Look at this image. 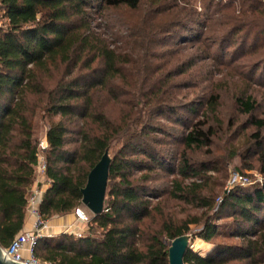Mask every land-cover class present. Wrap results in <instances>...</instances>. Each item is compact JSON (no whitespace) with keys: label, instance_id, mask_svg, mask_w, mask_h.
<instances>
[{"label":"trees","instance_id":"16d2710c","mask_svg":"<svg viewBox=\"0 0 264 264\" xmlns=\"http://www.w3.org/2000/svg\"><path fill=\"white\" fill-rule=\"evenodd\" d=\"M201 2L199 10L178 0H0L1 247L25 226L37 177L35 120L43 115L59 117L46 132L50 185L40 203L45 220L86 208L81 189L90 171L107 148L120 146L114 149L104 211H89L93 217L82 237H40L34 251L43 264H169L172 240L188 234L191 225L206 242L218 236L237 242H219L205 254L189 248L185 264H264V182L235 185L219 201L213 191L204 193L203 182L185 183L218 169L187 152L212 147L216 132L209 116L219 122L220 96L212 92L183 102L175 94L181 80L174 78L201 59L225 63L231 49L243 55L259 47L264 7L258 0H218L215 7L214 0ZM122 11L139 16H113ZM105 15L110 22L97 23ZM170 42L175 48L165 49ZM189 48L203 51L169 66L173 55ZM255 73L251 68V78ZM233 99L245 113L255 110L251 96ZM117 104L121 111L113 116L109 108ZM253 123L257 154L264 119ZM166 139L173 140L170 148ZM175 172L170 190L150 184L158 173ZM163 194L202 210L201 216L179 224L166 219L151 230L146 220L158 205L150 198Z\"/></svg>","mask_w":264,"mask_h":264},{"label":"rangeland","instance_id":"374dc122","mask_svg":"<svg viewBox=\"0 0 264 264\" xmlns=\"http://www.w3.org/2000/svg\"><path fill=\"white\" fill-rule=\"evenodd\" d=\"M182 6L191 8L192 5L200 9H204L201 0H196V2H183L178 0ZM206 1V0H205ZM214 0V7L216 2ZM222 1V0H221ZM258 6L264 7V0H258ZM118 13V14H117ZM113 14L114 17L119 15H124L128 19L134 21L138 18V12L132 11H122ZM228 14L230 12L228 11ZM107 15V14H106ZM98 17L97 23L105 25L110 22V17L106 18ZM264 21V17H263ZM264 43V36L261 39L259 47L254 49L246 50L242 55L236 51V49H231V53L226 56V62L214 64L212 59H201L197 61L196 65L187 71L184 75L175 76V80L180 81V87L175 88V94L182 98L183 102L191 99L198 100L203 94H210L214 92L220 96V102L218 106V118L219 122L216 121L215 116H209V124L214 126L216 137L213 139V145L211 148L207 149H197L194 151H188V155L199 162H214L218 165V169L211 170L207 172L205 177H191L187 179L185 183H190L192 181L203 182L206 184V189L204 193L208 194L213 191L217 196V201L222 197L223 194L227 193L231 187L230 182L235 174H242L247 176L251 180V184L241 185V186H252L255 184H262L264 182V129H262L261 134L262 147L259 149L258 153L252 154L255 149L253 146L254 140L251 138L252 134L257 133V128L255 127L253 121L256 119H264V47L261 44ZM220 46L212 48L211 52L217 53V49ZM252 47V46H251ZM166 48H175V43H168ZM201 49H187L183 50L179 54L173 55L169 59V66L174 64L179 65L187 60H189L194 54L202 53ZM205 51H207L205 49ZM232 53H236V57L232 56ZM231 54V56H230ZM256 64V65H255ZM258 66V70L256 68ZM251 68L255 69V77L251 78L250 72ZM169 70V67H166ZM190 83V87H187ZM246 95L251 96L255 101V110L247 114L241 110L240 105L235 102L233 97L235 95ZM109 111L113 116H119L121 111L120 105H113L109 108ZM209 113L208 115H210ZM194 118V114H191V118ZM205 118V117H202ZM59 120V117L49 118L47 116L39 115L35 120V132L38 141L46 137L47 129L50 124ZM166 121L168 124V129H171V125L166 119H161ZM221 122V124H220ZM182 129L179 130V132ZM166 139L170 145L166 148H170L173 144V140ZM181 150L182 145L178 146ZM110 150V155L113 158L114 149ZM248 149H251L247 152ZM137 172V171H136ZM177 176L175 172L173 175H167L165 173H158L154 176L153 181L150 184L159 187L161 190H170L173 188L172 180ZM201 178V179H200ZM152 206L158 205V208L152 218L146 220V225L151 230L160 229L162 223L166 219H171L173 222L179 224V222L186 220L193 216H201L202 210L174 199H171L167 194L161 196L150 198ZM88 210V209H87ZM89 211V210H88ZM75 217V210L72 212ZM60 215H56L55 219ZM224 221L220 222L222 224ZM70 226H81L83 230H87V224H80L75 218V221L69 225ZM199 229L196 225H191V231L188 233L192 239L191 245L195 252L205 254L209 249H211L215 244L219 242L234 243L237 242V238H227V237H215L212 241L206 242L203 239L194 236V232ZM65 232V231H64Z\"/></svg>","mask_w":264,"mask_h":264},{"label":"built area","instance_id":"2783aa9c","mask_svg":"<svg viewBox=\"0 0 264 264\" xmlns=\"http://www.w3.org/2000/svg\"><path fill=\"white\" fill-rule=\"evenodd\" d=\"M48 148L49 143L45 137L38 143L36 165L37 177L32 186L27 207V213L34 217L33 226L30 230L22 231L17 234L8 246L1 248L4 254L14 262L22 264H43L36 257L34 248L38 239L46 234V229L49 226V220H45L40 212V203L45 191L50 185V181L46 177V153ZM248 184H251V180L247 176L235 174L230 182V187ZM75 214L80 224H88L93 217V215L83 206H78L75 209ZM66 232L74 234L77 237H82L86 233V230H83L81 226H70L66 229Z\"/></svg>","mask_w":264,"mask_h":264},{"label":"water","instance_id":"95a60500","mask_svg":"<svg viewBox=\"0 0 264 264\" xmlns=\"http://www.w3.org/2000/svg\"><path fill=\"white\" fill-rule=\"evenodd\" d=\"M111 162L112 157L107 148L99 162L90 171L85 187L81 189V202L93 215L104 211ZM191 241L192 238L188 234L172 240L169 247V264H185L184 258L187 251L192 248ZM1 248L0 246V264H22L11 261Z\"/></svg>","mask_w":264,"mask_h":264},{"label":"crops","instance_id":"0c3cea01","mask_svg":"<svg viewBox=\"0 0 264 264\" xmlns=\"http://www.w3.org/2000/svg\"><path fill=\"white\" fill-rule=\"evenodd\" d=\"M49 187V186H48ZM75 215L71 212L66 215H60L55 219L49 221V226L46 229V234L50 236L58 235L62 232H66L68 228L67 225L73 223L75 221ZM34 217L27 213L26 222L24 229L22 231L30 230L33 226Z\"/></svg>","mask_w":264,"mask_h":264}]
</instances>
